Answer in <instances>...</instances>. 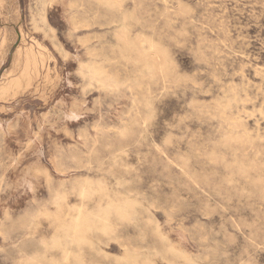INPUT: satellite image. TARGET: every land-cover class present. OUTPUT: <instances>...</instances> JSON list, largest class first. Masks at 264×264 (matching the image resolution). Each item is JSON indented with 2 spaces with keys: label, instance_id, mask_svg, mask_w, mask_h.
Here are the masks:
<instances>
[{
  "label": "rangeland",
  "instance_id": "obj_1",
  "mask_svg": "<svg viewBox=\"0 0 264 264\" xmlns=\"http://www.w3.org/2000/svg\"><path fill=\"white\" fill-rule=\"evenodd\" d=\"M21 6L0 264H264V0Z\"/></svg>",
  "mask_w": 264,
  "mask_h": 264
},
{
  "label": "bare ground",
  "instance_id": "obj_2",
  "mask_svg": "<svg viewBox=\"0 0 264 264\" xmlns=\"http://www.w3.org/2000/svg\"><path fill=\"white\" fill-rule=\"evenodd\" d=\"M21 0H0V12L3 15V17H1V19L3 18L4 21V28L6 27V31L7 34L11 35V44L5 48V52L4 53H0V68H2V66L4 65V63L6 62V60L11 56L12 57V65L14 66L15 62L18 61L19 62V57H21L20 55L22 54V50L25 46H29L27 44V41L25 40V34H24V30H23V18H22V13H21ZM16 25L20 26V29H16ZM6 39V38H4ZM9 41V39H7ZM32 40V39H31ZM5 41V40H4ZM3 43H1L2 45ZM9 44V42H8ZM32 44V43H31ZM4 46V45H3ZM2 47V46H1ZM23 47V48H22ZM33 47V46H31ZM36 47L37 50H42L43 49V45L41 43H39L38 41H36ZM3 48V47H2ZM27 49V47H26ZM31 49V48H30ZM2 50V49H1ZM0 50V51H1ZM44 50V49H43ZM39 51V53H40ZM32 52V51H31ZM33 53V52H32ZM30 54V52H29ZM35 53H33L34 55ZM28 55V53H27ZM32 55V56H33ZM29 57V56H27ZM33 58H36L33 56ZM32 58V59H33ZM45 58V56H44ZM28 59V58H27ZM30 59V58H29ZM27 60L28 61L30 60ZM31 59V61H32ZM34 61V60H33ZM32 61V62H33ZM36 62V60H35ZM17 63V62H16ZM31 63V62H30ZM11 65V64H10ZM18 65V64H16ZM45 65V64H44ZM25 66V65H24ZM30 66V65H29ZM33 66V65H32ZM36 66V65H35ZM17 67V66H15ZM31 68V67H30ZM9 69V68H8ZM7 69V70H8ZM13 69V68H11ZM10 69V70H11ZM17 69V68H16ZM12 71V70H11ZM29 71V70H28ZM24 72V71H23ZM5 73V72H4ZM13 73V72H12ZM12 73H8L12 74ZM37 73V72H36ZM16 74V73H15ZM6 75V76H8ZM13 75V74H12ZM22 75V74H21ZM26 75V73H25ZM28 75V74H27ZM5 76V77H6ZM19 76V75H18ZM23 76V75H22ZM31 76V75H30ZM39 76V75H38ZM24 77V76H23ZM11 78V77H10ZM39 78V77H38ZM19 79V78H18ZM29 79V78H28ZM16 81V79H15ZM24 81V80H23ZM2 83L4 81H1ZM0 82V83H1ZM9 82V81H8ZM19 81H16V83H18ZM5 85V84H3ZM2 85V86H3ZM6 86V85H5ZM2 88V87H1Z\"/></svg>",
  "mask_w": 264,
  "mask_h": 264
}]
</instances>
